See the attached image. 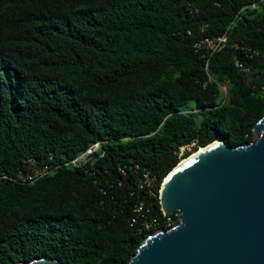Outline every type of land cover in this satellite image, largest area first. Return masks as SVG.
Masks as SVG:
<instances>
[{"label": "trees", "instance_id": "obj_1", "mask_svg": "<svg viewBox=\"0 0 264 264\" xmlns=\"http://www.w3.org/2000/svg\"><path fill=\"white\" fill-rule=\"evenodd\" d=\"M261 86L264 0H0V264H126L178 222L159 190L183 157L254 138Z\"/></svg>", "mask_w": 264, "mask_h": 264}, {"label": "water", "instance_id": "obj_2", "mask_svg": "<svg viewBox=\"0 0 264 264\" xmlns=\"http://www.w3.org/2000/svg\"><path fill=\"white\" fill-rule=\"evenodd\" d=\"M253 129L237 145L217 136L166 174L161 208L179 220L148 234L126 264H264V114ZM14 264L65 263L43 255Z\"/></svg>", "mask_w": 264, "mask_h": 264}, {"label": "built area", "instance_id": "obj_3", "mask_svg": "<svg viewBox=\"0 0 264 264\" xmlns=\"http://www.w3.org/2000/svg\"><path fill=\"white\" fill-rule=\"evenodd\" d=\"M226 41V35H218L214 37H205L195 43L196 47H206L210 49V53L213 52L215 49L219 48ZM100 148V141L95 140L91 142L83 151L78 153L75 157H73L70 161L74 164H80L87 160L94 159V153L97 152ZM30 166L25 170L20 172V179L23 181H33L41 176H43L48 171V166L46 164H38L34 162L32 159L30 160ZM146 181L147 183L150 181V177L147 176ZM140 208V205H139ZM164 212V211H163ZM166 213V212H164Z\"/></svg>", "mask_w": 264, "mask_h": 264}, {"label": "bare ground", "instance_id": "obj_4", "mask_svg": "<svg viewBox=\"0 0 264 264\" xmlns=\"http://www.w3.org/2000/svg\"><path fill=\"white\" fill-rule=\"evenodd\" d=\"M204 147H200L199 150H197L196 152L192 153L191 155L197 153L198 151L202 150ZM184 160V159H183Z\"/></svg>", "mask_w": 264, "mask_h": 264}, {"label": "rangeland", "instance_id": "obj_5", "mask_svg": "<svg viewBox=\"0 0 264 264\" xmlns=\"http://www.w3.org/2000/svg\"><path fill=\"white\" fill-rule=\"evenodd\" d=\"M222 87L225 89V85L223 84ZM256 132L254 131V137L256 136ZM195 151V150H194Z\"/></svg>", "mask_w": 264, "mask_h": 264}]
</instances>
